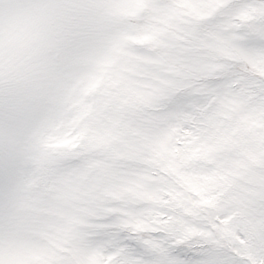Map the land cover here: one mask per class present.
<instances>
[{"label": "snow or ice", "instance_id": "6c2138e0", "mask_svg": "<svg viewBox=\"0 0 264 264\" xmlns=\"http://www.w3.org/2000/svg\"><path fill=\"white\" fill-rule=\"evenodd\" d=\"M0 264H264V0H0Z\"/></svg>", "mask_w": 264, "mask_h": 264}]
</instances>
